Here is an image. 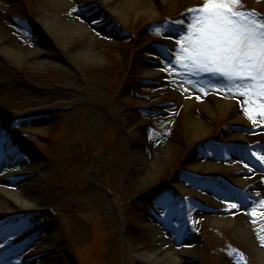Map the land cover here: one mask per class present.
Listing matches in <instances>:
<instances>
[{
  "label": "rangeland",
  "instance_id": "rangeland-1",
  "mask_svg": "<svg viewBox=\"0 0 264 264\" xmlns=\"http://www.w3.org/2000/svg\"><path fill=\"white\" fill-rule=\"evenodd\" d=\"M41 1L1 0L3 43L26 59L17 62L0 50V127L5 125L12 138L37 154L44 167L27 182L28 190L21 192L13 183L7 189L5 182L0 189L10 198L37 205L46 216L25 227L34 214L16 213L8 227L21 224L20 230L5 234L9 242L18 244L52 222L62 243L63 264H156L150 253L163 235L180 254L187 244L198 250L184 264H262L254 242L246 241L235 226H220L218 219L208 218L206 206L187 195L195 194L198 186L220 192L219 202L227 205L222 215L233 219L246 210L264 213V200L252 193L258 190L257 181L246 189L231 188L229 163L206 159L208 153L231 154L262 171V163L250 155L251 146L223 139L235 129L227 119L206 117L195 108L211 131L200 142L188 131L189 104L209 96L237 102L241 116L252 124L250 134L264 128L259 110L264 98L249 101L240 94L243 86H226L221 76L192 72L176 62L184 29L192 23L190 10L206 0H172L170 5L154 0L156 18L131 13L125 21L106 12L100 0H67L72 8L62 7L58 18H34L38 11L54 17V10L43 9ZM236 7L264 18V0H242ZM71 13L79 18H69ZM73 19L91 27L86 55L80 54L86 36L79 29L74 28L67 44L48 29L50 22L58 31ZM151 57L156 64L149 62ZM157 73L161 84L146 80ZM175 81L189 97L177 96L168 87ZM130 127L143 130L146 140L169 139L175 150L154 171L138 172ZM3 153L7 164L0 176L17 178L30 157L16 160ZM196 155L199 159L192 164ZM210 164L215 166L212 173L206 172ZM181 179L194 184L187 186ZM0 203L12 210L6 198ZM24 255V250L18 253L19 258ZM39 260L33 264H49Z\"/></svg>",
  "mask_w": 264,
  "mask_h": 264
},
{
  "label": "bare ground",
  "instance_id": "bare-ground-1",
  "mask_svg": "<svg viewBox=\"0 0 264 264\" xmlns=\"http://www.w3.org/2000/svg\"><path fill=\"white\" fill-rule=\"evenodd\" d=\"M102 1L103 7L106 9V12L110 13L112 16H116L122 21L128 19L131 13H137L138 15L147 14L151 18H156L158 16V12L154 8L153 2L154 0H100ZM164 3L170 5L172 0H163ZM43 9H52L54 10V17L45 16L42 12L38 11L34 18H58V12L62 7H68L67 0H42L41 1ZM261 5V3H258ZM2 2L0 0V18L1 17V9ZM54 8V9H53ZM71 15H73L71 13ZM70 16V15H69ZM69 18H79L75 14ZM77 19H73L72 23L60 24L61 26L58 31L54 29V26L51 22L49 26L48 22H46L48 29H51L53 33H58L57 37L59 40L63 41L67 44L71 37V32L74 31V28L79 29L78 32H82L84 37V44L86 47H83L84 50L80 52L83 55H86L88 51V36L89 30L91 27L89 25L81 23V25L77 22ZM78 32H76L78 34ZM88 37V38H87ZM4 38L0 34V50L6 54L8 57L15 58L17 62H24L23 59H26L25 56L21 55L11 46L3 43ZM168 42L171 43L169 39ZM93 55V54H92ZM95 54L93 57L95 58ZM90 61V60H89ZM151 64H156L157 60L154 57L149 59ZM42 63V62H40ZM33 67V65H32ZM31 68V67H30ZM34 68L39 69L37 64H34ZM147 75V74H146ZM146 80L150 83H160L162 75L160 73L155 74V76L147 75ZM178 95H186L185 88L181 86L178 82L170 83L168 86ZM189 97V96H188ZM189 108V109H188ZM188 110L190 111V120L188 123V131L192 135V140L195 142L204 141V139L209 135L211 131L210 125L204 120L203 117L197 116L194 113V109H200L202 115L206 117H214V118H226L228 123L234 127L232 131L226 132L223 136V139L226 142H231L234 145L247 146L250 147V155L252 158L259 159L255 153H260L264 155V152H261V149L264 146L258 145L259 143L264 144V128L257 131L255 134H250L249 130L252 128V124L248 123L242 116L240 112V108L237 102H232L228 100H224L222 98H218L215 96H209L205 101L199 102V104H189ZM188 111V112H189ZM124 124H127L124 121ZM130 137L136 142V148L133 150L132 155L135 162L138 163V172L141 173H150L156 169V167L165 161L166 153L170 151H174L175 147L172 145L169 139H161V137H156L152 140L144 139V131L140 129H136L135 127L129 128ZM163 138V137H162ZM0 146L2 150L6 152H10L13 157L18 160L23 155H27L30 159H25L27 161L26 168L18 178H5L0 176V184L6 183L7 189L8 185L18 184L19 190L21 192L28 190L27 185L33 182L35 179V175L38 171H41L44 167V164L37 159V154L33 153L29 147L23 144H19V142L12 138L9 133H7L6 126L3 125L0 127ZM199 155L192 157V164L195 160H198ZM4 157V156H2ZM32 158V159H31ZM220 159L221 161L229 163L227 172L231 174L230 177V187L231 188H245L252 182L257 181L258 190L257 191H248L247 195L256 192L259 196V200H264V167L262 171H257L251 167L249 164H245L244 161L238 160L234 157V155L226 154L225 156L220 157L219 155L207 154L206 159L209 162H213L214 159ZM222 158V159H221ZM249 158V157H248ZM6 159L2 158V163H0V169H3ZM246 161H249L247 158ZM4 161V162H3ZM264 163V162H261ZM251 164V163H250ZM215 169V166L210 164L206 167V172L212 173ZM183 184L187 186H193L194 183L187 179H181ZM198 191L195 194H191L190 192L187 195H191L196 199L200 200L201 203L204 204L207 208V217L218 219V225L229 227L235 226L239 233H241L242 237L246 241L254 242L257 250L255 252V257L260 263L264 264V213L257 214L254 210H246L241 213L236 219L229 218L227 216H223L222 212L227 209L226 203L219 202L218 197L219 193L216 190H212L211 188H206L202 186H198ZM246 189V188H245ZM4 193L2 189H0V199L6 198L7 202L11 206L12 210H5L4 205L0 203V264H33L34 261L40 259L39 261L48 260L49 264H63V257L59 253L61 247V241L56 237L55 231L57 230L52 222H50L49 226L44 227L41 231L35 234L31 239H27L24 242L19 243L15 247H12V244L9 242L8 238L5 237L8 234H15L19 231L20 225L9 226L8 221L16 215V213H33L34 216L30 221L25 225L32 226L37 221L44 219L46 216L42 214L43 210L38 209L37 205L27 203L25 201H20L18 198H10L9 194ZM249 198V196H248ZM249 203V202H248ZM163 223V222H162ZM52 225V226H51ZM23 226H21L22 228ZM166 227V226H165ZM8 228V229H7ZM52 230V231H51ZM14 232V233H13ZM49 233L48 238L43 237L46 233ZM7 234V235H5ZM37 241V242H36ZM10 244H7V243ZM36 242V243H35ZM34 243V244H33ZM34 245V246H33ZM253 246V244L251 245ZM256 248L255 246H253ZM22 250L25 251V255L21 258L18 257V253ZM198 256V250L194 248L192 245L187 244L183 249L182 253L176 251L171 240L163 235L158 237L157 246H155L152 253H150V260L155 262L156 264H184L185 260L193 259Z\"/></svg>",
  "mask_w": 264,
  "mask_h": 264
},
{
  "label": "snow or ice",
  "instance_id": "snow-or-ice-1",
  "mask_svg": "<svg viewBox=\"0 0 264 264\" xmlns=\"http://www.w3.org/2000/svg\"><path fill=\"white\" fill-rule=\"evenodd\" d=\"M238 5L242 0H206L191 9L192 23L184 29L176 62L192 72L221 76L226 86L238 90L243 86L240 94L251 101L253 96L264 98V18ZM259 110L264 113V103ZM255 155L257 162H264V155Z\"/></svg>",
  "mask_w": 264,
  "mask_h": 264
}]
</instances>
